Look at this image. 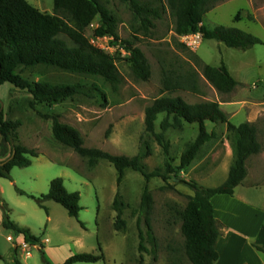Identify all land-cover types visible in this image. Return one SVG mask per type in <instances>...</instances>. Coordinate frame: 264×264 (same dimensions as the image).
<instances>
[{
  "label": "rangeland",
  "instance_id": "obj_1",
  "mask_svg": "<svg viewBox=\"0 0 264 264\" xmlns=\"http://www.w3.org/2000/svg\"><path fill=\"white\" fill-rule=\"evenodd\" d=\"M25 1L41 13H53V0ZM99 2L116 18L119 38L132 40L137 23L128 5L120 0ZM237 14L239 20L234 21ZM203 25L209 29L218 26L236 28L258 38L262 44L242 51L200 37L195 44L187 46L174 34L173 18L167 11L161 20L155 21L148 34H138L135 42L149 63L147 81L136 80L130 71L128 56L118 49H111L114 45L110 39H101L96 45L113 55L121 77L116 89L99 77L72 75L45 67L26 69L20 75L30 83L95 86L104 99L76 96L56 105L42 104L31 108L28 105L31 95L27 91L9 84L0 85L4 119L20 124L16 143L37 156L27 155L31 161L28 167H13L11 180L0 178V203L11 222L38 239L35 244L25 242L27 245L23 247L20 236L2 227L0 205V264H64L70 256L77 254L103 255V259L74 264H170L173 250L183 241L176 211L184 208L188 197L193 195L189 183L204 187L221 185L233 155L225 125L207 122V131L214 132V138L201 147L183 172H167L166 164L172 168L179 166L185 144L196 138L198 129L196 125L188 124L182 130L169 129L165 133L169 143L167 156L155 140L145 134V109L155 99L168 95L162 92L163 70L193 71L197 78V91L178 90L171 96H179L189 104L217 102L232 124L249 122L256 126L262 150L246 162L245 190L238 187L234 192L264 208V0H222L205 14ZM96 26L95 21L86 31L91 43L96 39L91 35ZM221 63L237 82L228 94H219L201 75L203 65L218 67ZM42 115L57 116L60 123L78 131L85 148L110 155L132 158L139 152L142 142H147L152 154L143 163L149 172L157 170L166 178L165 181L152 178L148 183L152 199L149 219L157 241L155 255L147 240L143 243L147 252H138L139 232L143 235L146 232L144 215L140 211L143 177L126 170L117 184L116 171L107 161L99 160L89 167L86 159L53 138L52 121ZM162 118V115L158 116L155 123L157 133ZM10 155L11 147L0 137V162ZM56 178L62 179L68 192L79 193L80 211L76 219L69 217L53 201L44 202L46 213L30 198L46 195L50 181ZM19 191L25 195H20ZM117 193L125 205L120 217L124 227L119 230L115 227L117 213L112 207Z\"/></svg>",
  "mask_w": 264,
  "mask_h": 264
},
{
  "label": "trees",
  "instance_id": "obj_2",
  "mask_svg": "<svg viewBox=\"0 0 264 264\" xmlns=\"http://www.w3.org/2000/svg\"><path fill=\"white\" fill-rule=\"evenodd\" d=\"M128 5L137 27L132 40L120 39L117 34V20L114 15L103 7L99 0H53L52 15L41 13L25 0H0V85L9 84L14 88L27 91L31 95L29 107L35 105H56L76 96L93 99L96 96L104 99L103 94L95 86L87 88L75 85H51L45 82L30 83L21 77V72L35 67L51 68L55 71L79 76L99 77L116 89L121 83L113 55L93 45L86 31L96 21L97 26L91 30L94 38H111L114 46L128 53L127 62L134 78L147 81L150 67L144 54L136 47L138 34H148L155 26V21L162 19L168 11L173 18V32L177 37L200 34L203 40H214L227 48L248 50L262 42L239 29L218 26L209 29L203 25V17L222 0H120ZM237 14L234 21H238ZM63 37V38H62ZM183 46V45H182ZM184 47V46H183ZM202 78L219 94H228L237 86V82L229 73L226 65L218 67L203 65ZM193 71L177 73L170 70L162 71V92L168 93L155 99L144 112L145 134L151 136L167 156L169 143L165 133L169 130H182L185 124L196 125L198 132L192 142L185 144L179 159V166L172 168L166 164L167 172L177 174L183 172L197 156L201 147L213 139L214 132H208L206 123L223 124L229 136L232 148V162L225 181L217 187H204L195 182L189 183L193 195L188 197L184 208L176 211L180 222V233L183 238L180 247L173 250L170 264H214L218 259L215 249L223 226L214 218L211 198L215 195L233 196L234 190L243 183L247 176L246 162L261 152L262 146L257 139V128L254 124L243 122L232 124L217 102H200L189 104L179 96H171L178 90L197 91V80ZM94 92L96 94H94ZM1 107V103H0ZM159 132H155L158 116ZM52 121V136L61 145L70 148L93 167L99 160L110 163L116 171V183L123 179L126 170L139 173L144 179L140 211L144 215L146 232H139L138 252L146 253L145 240L155 255L157 241L153 235L149 215L152 208L151 194L148 183L152 178H166L157 170L149 172L143 161L152 154L147 142L136 156H114L98 149L83 146V140L75 129L62 124L55 115H42ZM19 122L5 120L0 111V137L11 147L13 158L0 166V178L11 180L10 171L13 167H28L30 157L36 154L16 143ZM2 163V162H0ZM20 195H25L19 191ZM36 204L43 208L44 202L53 201L59 204L71 218H77L80 207V196L77 192H68L62 179L50 181L48 193L39 197L30 196ZM2 210V227L21 236L24 242L37 243L38 239L28 230L17 227L9 220L4 205ZM124 203L119 193L115 195L113 209L117 213L116 229L124 227L120 217ZM139 222V221H138ZM253 249L264 258V248L251 244ZM103 259V255L77 254L70 256L64 264L77 262L95 263ZM142 256L139 257L141 263ZM155 260V258H154ZM15 264H19L15 262Z\"/></svg>",
  "mask_w": 264,
  "mask_h": 264
},
{
  "label": "crops",
  "instance_id": "obj_3",
  "mask_svg": "<svg viewBox=\"0 0 264 264\" xmlns=\"http://www.w3.org/2000/svg\"><path fill=\"white\" fill-rule=\"evenodd\" d=\"M245 184L238 187L245 190ZM210 202L214 218L223 226L215 246L218 259L214 264H264L263 256L251 245L264 248V208L235 192L232 197L215 195Z\"/></svg>",
  "mask_w": 264,
  "mask_h": 264
},
{
  "label": "built area",
  "instance_id": "obj_4",
  "mask_svg": "<svg viewBox=\"0 0 264 264\" xmlns=\"http://www.w3.org/2000/svg\"><path fill=\"white\" fill-rule=\"evenodd\" d=\"M201 37L200 34L196 33V34H189V35H185V36H181V40L187 45V46H192V44H195L197 39H199ZM101 39H110L111 38H107V37H103V38H96L95 41H93V45L99 47L98 45H96V43L101 40ZM100 48V47H99ZM104 49V48H102ZM111 49H118L123 55H128V53L124 52L123 50L118 48L117 46H112ZM23 241V240H22ZM23 247H26V243L23 241ZM28 255V254H27Z\"/></svg>",
  "mask_w": 264,
  "mask_h": 264
},
{
  "label": "water",
  "instance_id": "obj_5",
  "mask_svg": "<svg viewBox=\"0 0 264 264\" xmlns=\"http://www.w3.org/2000/svg\"><path fill=\"white\" fill-rule=\"evenodd\" d=\"M2 110V104H1V107H0V111ZM13 155H14V151H12V154L9 156L8 159H6L5 161H3L2 163H0V166L8 163L12 158H13Z\"/></svg>",
  "mask_w": 264,
  "mask_h": 264
}]
</instances>
